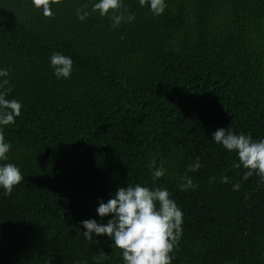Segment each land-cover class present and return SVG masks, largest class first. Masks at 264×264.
Instances as JSON below:
<instances>
[{"label":"trees","instance_id":"obj_1","mask_svg":"<svg viewBox=\"0 0 264 264\" xmlns=\"http://www.w3.org/2000/svg\"><path fill=\"white\" fill-rule=\"evenodd\" d=\"M94 2L57 0L45 17L31 0H0L6 98L22 105L0 163L24 177L0 189V264H123L80 221L106 223L97 202L137 183L166 188L183 212L171 264H264V178L242 179L210 135L264 138V0H165L155 16L123 0L134 20L117 26ZM53 52L71 58L69 78L53 76ZM152 160L165 169L155 181ZM183 176L195 189L178 188Z\"/></svg>","mask_w":264,"mask_h":264},{"label":"clouds","instance_id":"obj_2","mask_svg":"<svg viewBox=\"0 0 264 264\" xmlns=\"http://www.w3.org/2000/svg\"><path fill=\"white\" fill-rule=\"evenodd\" d=\"M57 0H31L32 5L41 10L43 16L52 15L50 3ZM123 0H95L91 11L98 12L103 17L109 15L112 26L121 22L130 23L134 16L122 8ZM140 7L147 4L148 10L155 16L163 13L165 0H138ZM110 10L112 12L110 13ZM88 12L77 10V18L84 20ZM49 67L57 79L69 78L72 72V60L69 56L53 52L49 57ZM8 71L0 68V161L7 160L10 144L5 140L2 129L14 124L18 117L21 103L16 99L6 98L10 89L6 87ZM211 140L221 145L226 151L234 152L238 163L233 167L247 169L242 179H247L255 171L264 178V138L253 140L250 134L233 133L231 129L218 128L210 133ZM155 161L149 162L152 169L153 181L165 174L162 166H155ZM200 167L198 158L188 165V171L194 172ZM24 177L20 169L12 163H0V189L3 195L11 193L13 186L17 185ZM183 183L178 184L181 191L196 185L188 176L181 178ZM221 182H227L226 177H221ZM233 190H238L239 185L233 184ZM95 212L98 217L110 216L106 223H98L94 219L80 221L83 236L93 239V236L110 238L111 245L120 249V258L123 264H171L173 248L182 234L183 212L176 202L169 197L168 190L161 187L143 186L141 184H128L118 186L106 201H98Z\"/></svg>","mask_w":264,"mask_h":264}]
</instances>
